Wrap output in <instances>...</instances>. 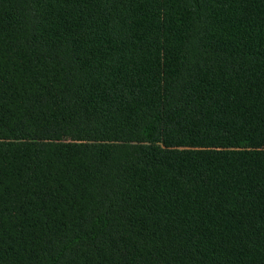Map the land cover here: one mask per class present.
I'll use <instances>...</instances> for the list:
<instances>
[{
	"label": "trees",
	"instance_id": "1",
	"mask_svg": "<svg viewBox=\"0 0 264 264\" xmlns=\"http://www.w3.org/2000/svg\"><path fill=\"white\" fill-rule=\"evenodd\" d=\"M0 264H264V0H0Z\"/></svg>",
	"mask_w": 264,
	"mask_h": 264
}]
</instances>
